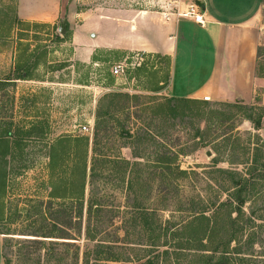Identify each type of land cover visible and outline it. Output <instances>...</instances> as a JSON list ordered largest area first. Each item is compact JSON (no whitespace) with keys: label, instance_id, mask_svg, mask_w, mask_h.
<instances>
[{"label":"rangeland","instance_id":"374dc122","mask_svg":"<svg viewBox=\"0 0 264 264\" xmlns=\"http://www.w3.org/2000/svg\"><path fill=\"white\" fill-rule=\"evenodd\" d=\"M83 2L74 9L81 14L76 19L29 24L18 18L17 0H0V233H4L0 235L4 263L147 264L146 259L139 260L149 254L152 264H219L222 253L211 250L219 247L222 252L225 237L218 234L200 243L204 237L199 234L191 243L194 236L186 225H197L193 218L203 211L210 220L203 221V226L212 227L216 218L218 228L224 210H230L217 208L228 200L223 188L229 183L219 169L238 172L254 185L245 195L244 218L253 212L263 220L256 223L264 224V174L247 172L253 148L264 145V120L262 129L256 131L244 119V110L215 106L213 101L207 102L209 107L199 106L192 117L172 120L163 113L155 115L158 105L164 104L162 89L168 83L170 61L159 55L93 47L83 28L92 8ZM197 3L159 0L140 9L175 21L183 19L191 5L200 11ZM74 32L80 37L75 47L71 45ZM105 32H101L102 39L108 37ZM262 48L258 69L264 73ZM115 66L123 67L122 76L112 75ZM115 93L128 95L120 104L125 109L112 111V118L98 130L96 156L109 161L121 156L147 166L137 181L143 187L139 202L146 210L138 212L130 209L133 197L126 192L125 181L112 175L111 164L96 173L98 179L91 185L88 179L97 105L103 96ZM211 111L225 117L216 119ZM229 114L233 116L225 119ZM82 126L89 131H81ZM123 131L132 138H122ZM142 132H147V140L135 143L136 133ZM122 146L132 148L144 160L135 161L131 149ZM167 151L186 176L173 172L164 179L159 175L155 161ZM139 168L134 166L133 171ZM82 194L84 206L78 218L76 199ZM89 196L101 206L90 214ZM127 196L132 199L129 203ZM48 210L59 213L50 215ZM87 226L93 237L90 241L85 235ZM49 232L67 240L43 238ZM249 232L244 231L237 243L227 247V264H264V227L257 228L253 243ZM151 235L156 237L154 241ZM109 256L118 262L104 261Z\"/></svg>","mask_w":264,"mask_h":264},{"label":"crops","instance_id":"0c3cea01","mask_svg":"<svg viewBox=\"0 0 264 264\" xmlns=\"http://www.w3.org/2000/svg\"><path fill=\"white\" fill-rule=\"evenodd\" d=\"M86 1L92 9L83 28L93 47L170 61L164 97L264 106V78L257 75V48L264 47V0H196L203 26L140 9L159 0ZM81 5L83 0H17L16 11L22 22L54 24L65 17L76 19L81 14L74 9ZM103 29L106 39L101 38ZM79 39L74 32L71 45ZM1 247L0 235L3 264Z\"/></svg>","mask_w":264,"mask_h":264},{"label":"trees","instance_id":"16d2710c","mask_svg":"<svg viewBox=\"0 0 264 264\" xmlns=\"http://www.w3.org/2000/svg\"><path fill=\"white\" fill-rule=\"evenodd\" d=\"M197 5L200 6V4H197ZM262 50H263L262 47L257 48V59H259L261 55L260 52ZM257 75L261 78H264V73H262V71L258 69V67H257ZM0 83H3V82L0 81ZM123 98H128V95L115 93V94H109V95L103 96L98 102L97 109L95 112V119H94V131H93L94 139L92 141V154L93 155H92L91 162H90L88 179H89V184L91 185L98 179L97 178L98 175L96 173L99 172V170L101 169L106 170L108 168V164H111L112 165V168H111L112 175L115 177H119L122 181L123 180L125 181V186H126L125 190L126 192H128V194L131 197H133V203L129 204L130 209L138 212L140 210H146L145 207H143V204L139 202L140 194L142 192L143 187L139 182L137 184V181L139 180L141 174L144 173V169L147 168V166H144L140 164L139 162L131 163L130 160L122 158L121 156L117 157L116 160H110L111 161L110 162L108 160L109 158H106L103 155L102 156L99 155L97 157L96 150H95V147L97 145L96 137H97V133L100 127L103 124L107 123L108 122L107 120H110L112 118V115H111L112 111H122L125 109L124 107H121L120 105L121 100ZM163 101H164V104L158 105V107L155 109L154 114L157 115V114L163 113L164 115L168 116V118L172 120H175L179 117H184V118L192 117L195 115V112L198 111L199 106H204V107L210 106L209 103L203 102L201 100H190V99H184V98L165 97ZM213 103H214L213 105L215 106H224L229 109H235L237 112H241L242 110H244L246 112L244 119L250 122V124L252 125V128L256 131L262 129V122L264 120V106L257 105V104L246 105L241 102H235V103L213 102ZM210 114L213 115L216 119H223L225 117L224 113H219L217 111H211ZM233 115H235V113ZM233 115L229 114V116L228 117L226 116L225 119H229ZM146 134L147 132H142V134L136 133L133 141L135 143L137 142L141 143L147 140ZM120 136L125 139L126 137L132 138V134L127 131H123L122 133H120ZM123 147L128 148V149L130 148L126 146H122L121 148ZM130 149H131V156H130L131 158H133L135 161L144 160L142 155H140L137 152H133L132 148ZM168 155H170V152L157 156V159L155 161L157 165L154 168L161 171L159 172V175H161V177H163L164 179L166 177L168 178V175L172 174L173 172H175L178 176H186L188 173L186 171L180 170L177 165L175 166L174 163H172L173 157H170ZM248 163L249 162H247L246 164ZM134 166L135 167L140 166L141 168H139L138 171L134 172L133 171ZM248 171L249 172L258 171L264 174V145L263 146L257 145L255 146V148H253V152L250 158V163L247 168V172ZM218 172L227 176L226 178H228L227 181L229 183L227 187L223 188V191L227 193L228 200L225 202H221L217 208L229 207L230 210H224L223 219L220 221L218 228H216V224H215L217 223L216 218H214L215 223H214V219L212 221V227L208 228V226H203V221L210 222L209 218H207L204 215L203 211L199 213L196 212L195 215L197 216L193 218L194 223L197 222V225H192V222H189L186 225V228H187L189 235L191 234L194 236V237H191L189 241L191 243L198 240L196 239L195 236L199 234H202V237H204V238L199 239L200 243H202V241L205 240L206 238L208 239L211 237H216L218 234L225 237V242L222 244V246L224 247L222 252H218L219 247L213 248L211 252L212 253H222L219 264H227V258H226L227 257L226 255L228 254L227 247L231 243H237L239 237H241L242 233L246 230L250 231L248 236H249V240L253 243V241H255L257 237V232H256L257 228L264 227V224L256 223V221H263V220H261L260 218H255L253 212L249 213L248 216L244 218L245 214L242 210V207L245 203V199H246L245 195H246V192L250 188H252L251 186H254V185L250 184L248 179L241 177L238 172L221 170V169H219ZM136 185H137V188H136ZM81 192L82 193L84 192V182L82 184ZM89 195H90V191H89ZM54 198H56L57 200L61 199L60 197H54ZM137 198H138V202H137ZM130 200L132 201V199L128 198L127 196L128 203L130 202ZM76 203L80 209L77 215H78V218H81L82 210L84 206L83 194L82 196L76 199ZM99 207H101L100 204H98V202L96 201H93V196H89V199L87 201V212L90 214L93 209L96 210V209H99ZM199 210H205V209L201 208ZM48 211L50 215H57L59 213L58 211L54 212V210H48ZM54 221H57V220H54ZM145 223L147 225V228H149V224L147 222ZM90 233L91 231L89 227L87 226L85 230V235L87 239L89 238V241H90V238L92 237L90 236ZM0 234L4 235V233H0ZM48 235L49 236H43V238H49V239L56 238V239L67 240V238H64L62 234L57 237H53V236H50L52 235V233L49 232ZM155 239L156 237L151 235L150 240L154 241ZM3 246L1 247V256H2L3 264H5L4 263L5 257L3 255ZM152 246L155 247L156 245H152ZM189 247H190L189 249H192V250L202 251L199 247H195V246H189ZM235 251H238L237 254H240L238 249ZM143 259H146L147 264H152L149 254L146 257L141 258L139 261ZM104 261L118 262L117 258L114 256H109V258H106ZM85 264H87L86 261H85Z\"/></svg>","mask_w":264,"mask_h":264},{"label":"built area","instance_id":"2783aa9c","mask_svg":"<svg viewBox=\"0 0 264 264\" xmlns=\"http://www.w3.org/2000/svg\"><path fill=\"white\" fill-rule=\"evenodd\" d=\"M183 19L190 20L198 25L203 26L204 21L202 20V15L200 14V11L198 10V7L195 5H191L187 8V11L182 15ZM123 74V67L121 66H115L112 68V75L115 77L122 76ZM203 101L209 102V97H204ZM81 131L86 132L89 131V128L87 126H82Z\"/></svg>","mask_w":264,"mask_h":264},{"label":"water","instance_id":"95a60500","mask_svg":"<svg viewBox=\"0 0 264 264\" xmlns=\"http://www.w3.org/2000/svg\"><path fill=\"white\" fill-rule=\"evenodd\" d=\"M61 30V29H60ZM61 33H63L62 31H61Z\"/></svg>","mask_w":264,"mask_h":264}]
</instances>
